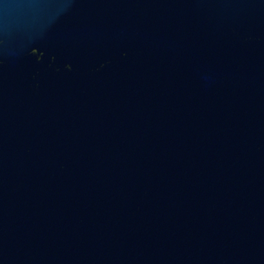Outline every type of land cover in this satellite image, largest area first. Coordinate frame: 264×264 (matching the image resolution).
I'll list each match as a JSON object with an SVG mask.
<instances>
[{"label":"water","instance_id":"1","mask_svg":"<svg viewBox=\"0 0 264 264\" xmlns=\"http://www.w3.org/2000/svg\"><path fill=\"white\" fill-rule=\"evenodd\" d=\"M0 264H264V0H0Z\"/></svg>","mask_w":264,"mask_h":264}]
</instances>
